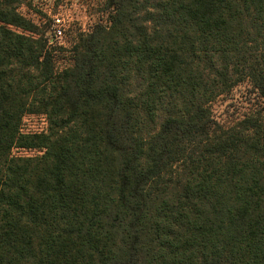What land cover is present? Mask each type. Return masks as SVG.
I'll return each instance as SVG.
<instances>
[{"label": "trees", "instance_id": "trees-1", "mask_svg": "<svg viewBox=\"0 0 264 264\" xmlns=\"http://www.w3.org/2000/svg\"><path fill=\"white\" fill-rule=\"evenodd\" d=\"M21 1L0 0V264H264V0H118L71 80ZM246 80L261 100L220 125L209 102Z\"/></svg>", "mask_w": 264, "mask_h": 264}, {"label": "rangeland", "instance_id": "rangeland-1", "mask_svg": "<svg viewBox=\"0 0 264 264\" xmlns=\"http://www.w3.org/2000/svg\"><path fill=\"white\" fill-rule=\"evenodd\" d=\"M118 0H22L17 5L19 13L36 25V30L45 33L53 26V14L63 18L62 35L51 49L53 71L58 77L71 80L70 68L77 50L93 47L109 24L114 5ZM249 81H241L228 91L218 95L208 106L211 116L220 125L234 123L243 114L251 111L261 99L254 95ZM47 122L41 113H25L20 121L23 133L44 131ZM14 154L40 153L36 148H12Z\"/></svg>", "mask_w": 264, "mask_h": 264}, {"label": "built area", "instance_id": "built-area-1", "mask_svg": "<svg viewBox=\"0 0 264 264\" xmlns=\"http://www.w3.org/2000/svg\"><path fill=\"white\" fill-rule=\"evenodd\" d=\"M51 18L53 19V26L45 32L48 44L53 43L62 35L63 18L58 13L53 14Z\"/></svg>", "mask_w": 264, "mask_h": 264}]
</instances>
